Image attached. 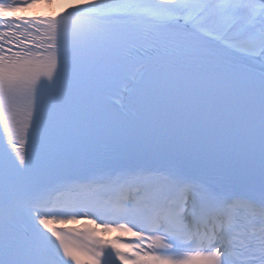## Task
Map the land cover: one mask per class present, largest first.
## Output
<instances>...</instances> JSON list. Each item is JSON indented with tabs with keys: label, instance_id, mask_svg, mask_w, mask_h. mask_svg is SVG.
Returning a JSON list of instances; mask_svg holds the SVG:
<instances>
[{
	"label": "snow or ice",
	"instance_id": "snow-or-ice-1",
	"mask_svg": "<svg viewBox=\"0 0 264 264\" xmlns=\"http://www.w3.org/2000/svg\"><path fill=\"white\" fill-rule=\"evenodd\" d=\"M52 3L0 0V264H264V0Z\"/></svg>",
	"mask_w": 264,
	"mask_h": 264
},
{
	"label": "bare ground",
	"instance_id": "bare-ground-1",
	"mask_svg": "<svg viewBox=\"0 0 264 264\" xmlns=\"http://www.w3.org/2000/svg\"><path fill=\"white\" fill-rule=\"evenodd\" d=\"M81 2V0H53L51 6L47 4L39 6L35 11L40 15H53L63 12L65 9Z\"/></svg>",
	"mask_w": 264,
	"mask_h": 264
}]
</instances>
